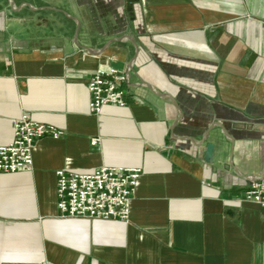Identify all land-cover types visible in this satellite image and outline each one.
I'll list each match as a JSON object with an SVG mask.
<instances>
[{
  "label": "crops",
  "instance_id": "obj_1",
  "mask_svg": "<svg viewBox=\"0 0 264 264\" xmlns=\"http://www.w3.org/2000/svg\"><path fill=\"white\" fill-rule=\"evenodd\" d=\"M24 114L65 134L0 174V264H264V0H0V146ZM103 167L143 171L129 220L62 218L56 173Z\"/></svg>",
  "mask_w": 264,
  "mask_h": 264
},
{
  "label": "built area",
  "instance_id": "obj_2",
  "mask_svg": "<svg viewBox=\"0 0 264 264\" xmlns=\"http://www.w3.org/2000/svg\"><path fill=\"white\" fill-rule=\"evenodd\" d=\"M127 83L128 75L115 68L112 59L105 68L97 69L88 84L92 113L100 115L110 105L125 108ZM12 128V142L0 146V174H16L32 168L36 143L44 138L59 140L65 134L55 126L34 122L27 114L12 120ZM98 142L92 140V146ZM56 175L57 207L62 218L128 221L143 171L103 167L91 174L59 170ZM244 201L264 209V180L251 183Z\"/></svg>",
  "mask_w": 264,
  "mask_h": 264
},
{
  "label": "water",
  "instance_id": "obj_3",
  "mask_svg": "<svg viewBox=\"0 0 264 264\" xmlns=\"http://www.w3.org/2000/svg\"><path fill=\"white\" fill-rule=\"evenodd\" d=\"M86 51L90 52V49L86 48ZM174 104L176 107L177 104L174 101ZM210 131L202 138V140L200 141V145L198 147L200 148H204L205 149V160L207 163L213 164L214 162V151H215V144L208 142V137H209ZM258 180H264V175L262 176L261 179H257L255 181Z\"/></svg>",
  "mask_w": 264,
  "mask_h": 264
}]
</instances>
